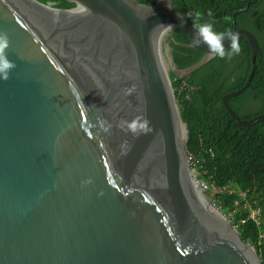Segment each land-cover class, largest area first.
Masks as SVG:
<instances>
[{
	"label": "water",
	"instance_id": "obj_1",
	"mask_svg": "<svg viewBox=\"0 0 264 264\" xmlns=\"http://www.w3.org/2000/svg\"><path fill=\"white\" fill-rule=\"evenodd\" d=\"M67 1L0 0L16 64L0 80V264H262L227 215L235 238L202 207L178 149L167 72L187 78L215 57L192 45L193 24L172 0ZM240 11L231 31L249 45L250 70L221 102L249 126L264 115L241 119L227 103L262 58ZM175 27L188 38L176 44L203 52L186 68L172 65ZM137 118L151 131L130 132Z\"/></svg>",
	"mask_w": 264,
	"mask_h": 264
},
{
	"label": "trees",
	"instance_id": "obj_2",
	"mask_svg": "<svg viewBox=\"0 0 264 264\" xmlns=\"http://www.w3.org/2000/svg\"><path fill=\"white\" fill-rule=\"evenodd\" d=\"M37 1L62 9L76 5L67 0ZM136 1L146 5L155 2ZM172 1L192 24L196 11L207 16L211 9V20L217 31L231 30L232 13L241 9L235 15L236 24L255 35L262 58L255 59L250 85L239 95L227 98V103L241 119L264 115V0ZM166 42L171 47L172 65L176 68H186L203 56L200 50L175 43L188 42L179 27L171 29ZM239 42L240 54L231 59L214 57L187 78L178 77L171 70L167 73L187 131L186 152L196 157L193 169L199 170V178L206 184L213 182L216 187H226V191L215 194L214 202L264 264V243L259 241L261 228L247 219L249 207L264 205V118L249 126L240 125L221 102L223 94L244 84L250 70L249 45L244 38H239Z\"/></svg>",
	"mask_w": 264,
	"mask_h": 264
},
{
	"label": "clouds",
	"instance_id": "obj_3",
	"mask_svg": "<svg viewBox=\"0 0 264 264\" xmlns=\"http://www.w3.org/2000/svg\"><path fill=\"white\" fill-rule=\"evenodd\" d=\"M212 10L209 9L207 16L200 11H196L192 15L193 27L196 30L192 39V45L197 47L201 43L207 45L209 53L221 59H231L234 55L241 52L238 33L231 30L217 31L211 20ZM172 27V25H167ZM229 40L230 43L226 48L224 41ZM10 47V39L6 31L0 30V80H8L12 69L16 67L14 61L7 56L6 50ZM82 103V101H81ZM129 131L134 135L140 133H148L151 131L150 123L145 118L141 123L139 118L134 119L128 124ZM107 131V128H105Z\"/></svg>",
	"mask_w": 264,
	"mask_h": 264
},
{
	"label": "bare ground",
	"instance_id": "obj_4",
	"mask_svg": "<svg viewBox=\"0 0 264 264\" xmlns=\"http://www.w3.org/2000/svg\"><path fill=\"white\" fill-rule=\"evenodd\" d=\"M255 72V71H254ZM185 126L184 124H182V122L179 120L177 121V140H178V149L179 151H181V147H183L184 145V141H185ZM190 173V170L188 172V175ZM190 179V178H189ZM197 184H195V181ZM191 185L200 201V204L202 205V207L210 214V216H212L214 218V220L219 224L220 228L223 229L224 231H226V233L230 234L231 236H233L235 238V233L231 228H228L226 223L224 222V220L221 219V214L219 213V211H216V207L207 200V198H205L197 189L198 188V182L195 179V177H192L190 179ZM246 250H248L250 253H252V249L250 248H246Z\"/></svg>",
	"mask_w": 264,
	"mask_h": 264
},
{
	"label": "built area",
	"instance_id": "obj_5",
	"mask_svg": "<svg viewBox=\"0 0 264 264\" xmlns=\"http://www.w3.org/2000/svg\"><path fill=\"white\" fill-rule=\"evenodd\" d=\"M187 158L192 163V166H195L197 162L196 157L188 155ZM196 172H197V175H199V170L198 171L196 170ZM200 183L204 184L205 187H207L208 189L209 188L213 189L215 194L216 193L220 194L227 190L226 187H216L213 184V182L206 184L204 181L200 180ZM246 205H244V207H246ZM247 219H251L258 228H261L259 241L264 243V205L258 204V205L249 207V214H248ZM244 221L245 220H242V222Z\"/></svg>",
	"mask_w": 264,
	"mask_h": 264
},
{
	"label": "rangeland",
	"instance_id": "obj_6",
	"mask_svg": "<svg viewBox=\"0 0 264 264\" xmlns=\"http://www.w3.org/2000/svg\"><path fill=\"white\" fill-rule=\"evenodd\" d=\"M186 135H187V134H186V131H185V137H186ZM187 162H188V167H189V170H190L189 178L191 179L192 177H195V179H196L197 182H198V188H197V189L199 190V192H200L205 198H207V200H208L209 202H211L212 204H214V206L217 208V209H216L217 212H218V211H221V212H222L220 206L217 205V204H215V202H214V199L216 198L215 193H214V190L211 189V188L208 189L207 187H205L204 184L200 183L199 175H197L196 170L193 169L192 163L190 162V160H189L188 158H187ZM194 181H195V180H194ZM195 184H197L196 181H195ZM222 214H223V213H222ZM224 215H227V214H224ZM225 217L228 219V215L225 216Z\"/></svg>",
	"mask_w": 264,
	"mask_h": 264
}]
</instances>
